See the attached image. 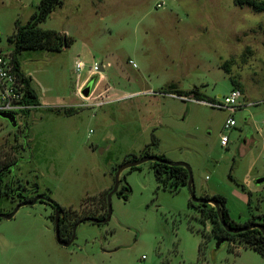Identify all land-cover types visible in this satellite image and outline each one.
Masks as SVG:
<instances>
[{
  "label": "rangeland",
  "instance_id": "1",
  "mask_svg": "<svg viewBox=\"0 0 264 264\" xmlns=\"http://www.w3.org/2000/svg\"><path fill=\"white\" fill-rule=\"evenodd\" d=\"M40 1L0 0L4 50L13 51L15 21L26 24ZM62 2L39 27L70 36L71 46L19 56L40 106L17 117L15 128L0 118V172L18 162L1 177L0 212L15 208L16 189L29 198L34 189L75 219L100 216V192L114 185L118 168L148 153L187 164L195 195L225 197L236 223H260L264 11L235 0ZM194 88L218 103L234 88L242 92L227 145L229 112L196 101ZM152 163L123 170L119 188H131L128 200L115 193L109 222L79 224L68 247L56 241L49 205L19 207L0 220V264H264L230 236L216 248L215 220L202 217L200 203L189 205L187 185L165 174L164 183L157 179Z\"/></svg>",
  "mask_w": 264,
  "mask_h": 264
},
{
  "label": "trees",
  "instance_id": "2",
  "mask_svg": "<svg viewBox=\"0 0 264 264\" xmlns=\"http://www.w3.org/2000/svg\"><path fill=\"white\" fill-rule=\"evenodd\" d=\"M63 4L62 0H41L38 6V10L33 13L29 19V21L26 24H20L18 20L15 21V40H14V47L12 51V61L15 66V70L18 72L19 76L22 78L25 86H26V97L25 102L33 104L35 106H39V98L34 90V88L31 85V78L26 76L22 70L21 65L19 61V56L22 51L24 50H48V51H56L61 52L64 49L71 46L73 43L70 36L62 35L56 30H44L39 27V25L47 20L49 15L52 13L53 9L57 6H61ZM236 5H249L258 11H264V4L261 2H258L257 0H235ZM180 93V92H179ZM189 94H192L193 97L196 100L204 101L205 96L198 91L196 88L192 89ZM180 95V94H179ZM70 111V110H69ZM65 115H72L75 112H68L65 110ZM29 111L24 113V116H28ZM155 141V138L153 139V143ZM152 143V144H153ZM145 153V152H144ZM144 155H150L154 156L148 153H145ZM158 157L161 162H153L152 166L156 175V178L161 180L160 176L161 174H165L167 178H172L176 181V185H187L189 179H190V167H186L185 165H170L166 162L168 161L166 157L162 156H156ZM18 165V162L15 164H12L10 166L5 167L0 172V182L1 177L11 171V168H15ZM8 168V169H7ZM140 169L139 166L130 168L131 171H135ZM230 180L237 183L236 180L232 178V176L229 174ZM164 183V182H163ZM192 184H193V178H192ZM237 185L242 186L237 183ZM36 189L38 188L37 185H35ZM113 186L105 190L101 195L100 198L103 197V213L100 216L94 217L93 214L85 215L82 218H73L72 214L70 213L69 209H66L65 207L60 206L57 202H55L47 193H38L35 197H25L22 194L19 195V202L16 204L15 208L9 212V213H3L0 212V220L6 219L5 216L13 217L15 214V210L18 207H21L23 205H33L37 202L39 203H45L49 205L54 213L56 207L59 209L61 218L59 221V229H60V238L64 241L70 240V238L73 235V227L83 219L87 217L97 218V219H103L107 216L108 213V202H107V194L110 192ZM243 187V186H242ZM164 188L166 189L165 185ZM179 189V187H177ZM8 190H12V186L8 185ZM119 194L122 195L123 199L125 201L128 200L129 195L131 193V188L128 186H122L118 188L117 191ZM116 192V193H117ZM174 192V191H172ZM37 193V192H36ZM40 196H45L50 199V202L40 198ZM206 200L213 201L217 204L216 207H210L207 203H200V213L202 217L212 218L216 222V236H218L219 240L226 239V242L230 241L227 236H230L231 239H237V241L244 243L246 248H251L254 251L258 252L264 257V214H259L256 216L261 220L260 223H255L252 220H248L244 223H236L230 215L229 208L227 206V199L221 195H213L208 196L205 195L202 197ZM249 201V198H248ZM194 202L189 200V205H193ZM254 218V217H253ZM51 219L54 221V215H51ZM221 221H223L228 227L231 229L238 230L237 233H229L222 225ZM262 229V230H261Z\"/></svg>",
  "mask_w": 264,
  "mask_h": 264
},
{
  "label": "built area",
  "instance_id": "3",
  "mask_svg": "<svg viewBox=\"0 0 264 264\" xmlns=\"http://www.w3.org/2000/svg\"><path fill=\"white\" fill-rule=\"evenodd\" d=\"M2 34L0 33V111L12 113L17 117L23 115L27 111H31L37 108V106L26 103V86L15 70L14 63L12 61V51L4 50L1 45ZM134 66L136 64L133 63ZM75 69L81 72L83 69V63L81 61L75 62ZM181 99L186 100L183 96H178ZM243 97L242 92L239 89H232L230 93L224 97L223 102L218 103L214 100L200 101L209 104L213 108H219L229 112V117L226 119L223 125L224 135L221 139L222 145L228 144V136L225 134L229 132L235 126V120L232 117L238 109L243 105L240 104V99ZM189 99L188 101H190ZM192 101V100H191ZM264 131V123L263 128Z\"/></svg>",
  "mask_w": 264,
  "mask_h": 264
},
{
  "label": "water",
  "instance_id": "4",
  "mask_svg": "<svg viewBox=\"0 0 264 264\" xmlns=\"http://www.w3.org/2000/svg\"><path fill=\"white\" fill-rule=\"evenodd\" d=\"M99 70H103L101 65H100V69ZM82 94L85 97H88L89 94H90V86H87L86 88H84L83 91H82ZM0 118L7 120L13 128L17 127V119H16V116L14 114L9 113V112L0 111ZM147 161H150V162H161V160L158 157H156V156H147V157L141 158L140 160H136V161L129 162V163H124L118 168V170L116 171V174H115L114 185H113L112 189L110 190V192L107 194V202H108V213H107V216L105 218H103V219L87 217V218L83 219L82 221L78 222L73 227V235L70 238V240H68V241H64V240H62L60 238L59 221H60V218H61V214H60L59 209L56 207L55 213H54V232H55V238H56L57 243L59 245H61V246H65V247L70 246L73 243V241L75 240L77 227L79 226V224H81L83 222H91V223H95V224H104V223L109 222V220L111 219V214H112L111 198L118 191L120 174L125 169H130V168H133V167H137V166H139L142 163L147 162ZM166 163H168L170 165H185L186 167H189L187 164H184V163H173V162H166ZM255 183H256V185L264 183V176L258 178L255 181ZM187 186H188V189H189V192H190L191 200L193 202H196V203L213 202V201L206 200L204 198H198L195 195V192L193 190V185H192V175H191V173H190V179H189V181L187 183ZM40 198L50 202V199L45 197V196H40ZM213 203L217 206V204L215 202H213ZM23 206H25V205H23ZM18 209H19V207L16 208L15 213H16V211ZM0 216H3V215L0 214ZM5 217H6V219H11L12 218V217H9V216H5ZM221 223L224 226V228L227 230V232H229V233H237L238 232V230L231 229L230 227H228L223 221H221ZM224 242H226V239L219 240L217 242V244H216V248H219L221 246V244H223Z\"/></svg>",
  "mask_w": 264,
  "mask_h": 264
},
{
  "label": "flooded vegetation",
  "instance_id": "5",
  "mask_svg": "<svg viewBox=\"0 0 264 264\" xmlns=\"http://www.w3.org/2000/svg\"><path fill=\"white\" fill-rule=\"evenodd\" d=\"M37 189H38V188H37ZM32 190H33V191H32L33 193H34V192H37V193L35 194V196L39 193L38 191H34V189H32ZM10 191H11V190H10ZM16 191H17V192H16ZM16 191H15V192H16V194H18V195H17L18 197H19L20 194H22V195L25 196V197H28V196H27V193H25L23 189H21V190H20V189H18V190L16 189ZM21 191H23V192H21ZM11 192L15 194V192L13 191V188H12V191H11ZM16 194H15V195H16ZM35 196H33V197H35ZM28 198H29V197H28ZM30 198H31V197H30ZM18 202H19V201H18ZM18 202H17V203H18Z\"/></svg>",
  "mask_w": 264,
  "mask_h": 264
},
{
  "label": "crops",
  "instance_id": "6",
  "mask_svg": "<svg viewBox=\"0 0 264 264\" xmlns=\"http://www.w3.org/2000/svg\"><path fill=\"white\" fill-rule=\"evenodd\" d=\"M39 106H40V105H39ZM39 106H37V107H39ZM76 113H78V112H76ZM76 113H74L73 115H76ZM108 188H110V187H107V188H105L103 191H101V192H100V195H101L105 190H107ZM100 195H99V196H100Z\"/></svg>",
  "mask_w": 264,
  "mask_h": 264
}]
</instances>
